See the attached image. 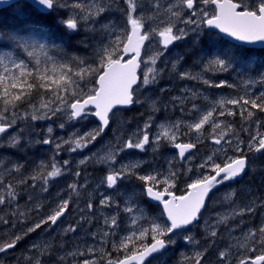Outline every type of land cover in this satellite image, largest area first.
<instances>
[{
  "label": "snow or ice",
  "instance_id": "snow-or-ice-1",
  "mask_svg": "<svg viewBox=\"0 0 264 264\" xmlns=\"http://www.w3.org/2000/svg\"><path fill=\"white\" fill-rule=\"evenodd\" d=\"M32 3L41 13L51 14L59 8L67 9L66 18L57 21L64 35H79L81 31L99 33L102 34V40L106 42L95 44L93 55L90 58L72 56L64 51L62 40L57 43L59 37L50 41L47 36L42 35L43 29L39 25L11 28L0 26V36L6 37L16 49L30 58L29 62L13 52L0 54V102L3 104L0 108V134L7 139L8 147H17L21 134L9 132V129H14L16 125L17 113L13 111L11 116L7 113L10 108L16 109L21 105H26L30 110L23 115L31 120L51 119L59 114L66 116L69 121H86L89 116H95L98 118L99 128L85 132L83 135L73 133L62 142L68 145L67 151L69 152L83 150L90 144H94L97 138L105 133L110 123L116 119L113 108L140 103L138 98H134L132 86L138 80L136 69L140 66L139 58L146 41L150 44L152 40L159 38L157 43H162L166 51L174 41L183 40L194 33L192 42L195 45L202 28L208 27L219 29L222 33L241 42H264V0H240L239 3H234L233 0H167V2L123 0L125 7L116 10L126 18L125 26L108 20L106 14L113 11L111 3L88 5L80 0H71V2L64 0L63 3L61 0H32ZM210 5L214 6L211 12L207 7ZM22 7L18 5L21 10ZM128 26H130V31ZM36 36H39V39L34 38ZM0 47H3V44H0ZM250 51L244 44L219 47L211 57H201L202 71L204 74L207 71L228 72L230 69L251 71L254 62ZM49 52H55L57 55H49ZM128 53L133 54L132 59L124 60V54ZM196 54L193 52V55ZM163 55L164 51L152 52L148 56V61L155 65ZM90 60L93 62H89ZM178 63L179 60L172 64L174 71ZM261 68H264V59L259 61V67L255 69L261 82H264V71H260ZM162 71L163 69L148 68L141 81L142 85L155 83ZM177 74L181 79L200 81L210 87H237L226 80L215 83L205 79L204 74L188 69ZM255 82L251 79L242 81L249 86ZM85 88L88 89L87 92ZM34 92L38 94L35 102H33ZM201 97L206 102L203 106L196 103V100ZM173 100L179 101L181 105L185 102L191 103V109L188 111L193 114L192 119L162 122L158 126L157 133L150 140L149 130L152 126L150 117L142 128H138L127 139L122 141L118 139L115 145H108L101 151L93 153L91 157H85L79 161L80 165L86 164L89 160L109 165L111 170L106 175L104 183L110 188L116 187L120 181L133 178L142 182L139 186L140 192L133 190L124 202L123 211L128 214L132 227L127 235L119 238L118 242L111 240V247L116 251L123 250L124 257L107 259V264H153V261L159 260L169 245L176 243L174 236L188 242H195L192 236L183 235V233L188 232L190 226L199 223L202 215L201 209H206V200L211 199L210 193L225 182L242 178L249 170L248 155L240 146L244 141L239 139L234 124L226 120L218 122L217 117H235L239 114L242 121L248 122L249 125L254 123L257 131L250 134L247 151L264 153V133L259 131L261 121L257 118V112L264 114V91L252 96L245 90L243 95L209 99L198 90L185 89L181 97H173ZM151 103L153 111H157L155 101ZM89 105L93 106L94 111L89 108ZM180 110L184 112L183 107ZM206 125L210 126L211 132L205 138H210L215 145L220 147L204 157L202 163L196 166L200 170L208 169L209 173L201 171L195 179H192L191 183L187 184L188 191L185 195L176 196L173 191H170L176 187V181L179 178L178 173L171 169V161H169L170 167L167 174L154 172L147 175L141 174L144 161L118 162L117 158L126 150L136 149L146 152L150 148L151 151L156 152L162 144L173 145L179 150V159L191 162L194 158L193 150L197 148V143L204 135ZM64 126V124L59 125L60 128ZM47 132L51 134L52 127H48ZM230 133L236 137L233 151L241 155L227 156L225 145L229 148L233 146V140L226 139ZM190 134H195L197 143L176 142L180 136ZM37 143L52 144L53 140L49 137ZM62 144L56 143V149H60ZM221 152H224L223 164L216 162L220 159ZM118 163L119 166L116 167ZM69 166V160H64L62 166L52 162L45 165L41 161L38 170L30 179L39 180L41 190L47 192L49 182L64 175ZM22 167V165H13L9 172L20 173ZM188 171L191 172L192 168ZM75 175L80 176V172L77 171ZM16 183L26 185L28 179L22 177ZM2 186L3 180L0 178V187ZM31 186L35 187V184ZM69 187L76 191L80 186L72 184ZM17 195L16 185L8 183L6 195L0 192V205L6 203L11 205L16 201ZM235 196L236 192L232 191L226 194L224 199L234 203ZM142 198L162 205L160 215H150L148 208L142 206ZM31 199L29 196V200ZM112 202L111 197H105L100 204ZM69 203L70 198L61 199L46 218H41L38 223L27 228L22 234L15 235L11 242L0 244V253L14 249L25 236L41 229L42 226L56 225L69 208ZM261 204L264 205V201ZM36 207L42 208L44 205L40 204ZM88 208L91 210V203L88 204ZM27 211H32V209ZM27 211L20 210L17 205L12 215L27 218ZM254 211L255 201H251L239 210L232 208L223 214H218V218L212 224L206 222L209 237L215 238L219 227L227 226L229 220L245 212L253 213ZM118 220V214L104 220L110 231L102 233L99 237L102 244L99 249L100 260H103L105 256H111L110 252H104L103 246L111 237L116 236V230L120 227ZM67 230L75 231V228L69 226ZM93 235L96 236V234ZM149 237L151 243L146 242ZM256 245L264 248V223H261L258 228L250 229L239 247L255 252ZM49 247L50 245L47 244H33L32 248L36 249L39 254L32 264H43L41 257L46 254ZM232 247L230 245L219 252L222 264H230L228 257L231 255ZM88 251H97V249L89 248ZM206 251L207 249L196 252L194 257H185V259H193L194 264H202ZM60 259L62 261L63 257ZM83 264H98V261L84 260ZM237 264H264V254L255 255L254 258L246 256L238 259Z\"/></svg>",
  "mask_w": 264,
  "mask_h": 264
},
{
  "label": "rangeland",
  "instance_id": "rangeland-1",
  "mask_svg": "<svg viewBox=\"0 0 264 264\" xmlns=\"http://www.w3.org/2000/svg\"><path fill=\"white\" fill-rule=\"evenodd\" d=\"M63 3L64 0H61ZM71 2V0H70ZM80 2L88 4V5H94V4H110V0H80ZM123 2V0H121ZM162 2H167V0H162ZM208 7L209 12H211V9ZM62 11L67 12L68 10L65 8H59ZM150 14V13H149ZM57 20V19H56ZM107 23L108 21H103ZM147 27V25H146ZM159 39V38H157ZM157 39H154L151 41L150 44H148L147 47V53L144 59V64L142 66V79L144 76V73L148 71V68H153L154 70H157L153 67V64L148 61V56L155 51H161V43H157ZM179 40L178 42H180ZM101 42H106V40H102ZM100 43V42H99ZM200 51V48L199 50ZM172 60L174 56H169ZM203 57V56H202ZM201 59V58H200ZM169 60V59H168ZM160 62V59L156 61L157 65ZM194 71V70H193ZM174 70H171V73H173ZM242 74V73H241ZM240 74V75H241ZM151 76V73L149 74ZM239 75V76H240ZM251 80H254V78L250 77ZM182 80V79H181ZM249 80V79H248ZM260 80V78H259ZM180 81V80H176ZM243 81H246L243 79ZM261 81V80H260ZM242 85H246L245 83H241ZM256 82L251 84L250 86L247 85L248 93L250 95L255 93L256 88ZM180 87L184 88V86L179 85ZM239 86V85H237ZM163 89V88H161ZM172 89V88H171ZM228 90H231V92L226 93L228 97L231 95V93H234V90L240 89L239 87L231 88L227 87ZM173 90V89H172ZM203 94V96L209 97L210 94H206V91L198 90ZM262 91L264 89L262 88ZM139 93V95H138ZM138 99L140 103H136V105H140L141 103L145 107V110H143L147 114H151L152 109V103L155 101L156 108H159L163 112H157L159 116H153L150 115L152 126L149 130V136L150 140L154 137V135L158 131V126L165 121H176L178 120V113L177 109L174 108V101H169L163 99L164 93L160 94L159 91L157 92L153 91V87L151 84L144 86L141 85V87L138 90ZM223 95L216 94V98H219ZM198 104L204 105L206 102L201 98L197 99ZM173 106V110L171 113L167 112V106ZM166 107V110H165ZM120 113L116 114V119L113 120L115 123L112 127V135L108 139H102L101 137L97 138V141L94 144H90L88 148H85L83 150H78L76 152H69L67 151L68 145L62 144L63 140H66L71 136L73 133H77L79 135H83L85 132H90L94 128H92V117L89 116L86 121H69L67 120L66 116H61L58 114L57 120L58 125H54V122L51 119H42V120H32V126H26V127H20L17 129V131H13L12 133H20L21 139L20 140H28L27 143L28 147L30 146L32 151H34V157H38L39 154L42 156V160L44 161L46 158L50 159L52 163H56L58 166H62V162L64 160L70 161L69 168L64 172V175L61 177L56 178L54 181H50L48 185V191L44 192L41 190V182L39 180L32 181L31 185L35 184V187H32L30 185V188L25 187V190H21L19 188V184L16 182L23 178L30 179V177L33 175L34 170L40 165V163H37V159L30 162L32 168H28L26 164L20 163L18 160L11 164L12 166L6 170L0 171V178L3 180V186L0 187V192L4 193L6 195V186L8 183H12L16 185V191L18 193L16 197V201H14L11 205L4 204L0 205V244L11 242V239L14 238L15 235H20L24 231L27 230L29 227H33L35 223H38L41 218V213H43L46 208L51 207L53 205H57V203L61 199H71V203L74 206L76 213L78 214L75 217L76 223L71 222L72 218L71 216L67 219H64V223L60 226L59 230L56 231L57 227H51V226H42L41 229H37L33 233H29L27 236L24 237L23 240H21V248L18 249L15 252H10L5 254L0 258V264H32V261H34L35 257L39 254L36 249L32 248L33 244L36 245H43L47 244L50 245L49 249L47 250L46 254L41 257L43 264H83V261L89 260H97L98 264H107V261H101L98 257H90L87 256L85 259L75 258L73 256V251L68 249V245H71L73 243V239L81 236V232H84L85 230L79 227L87 220L85 215L82 213H79V210H83L86 208L85 204H80L81 200H85V203H91L92 204V210L96 212V216L102 218V220H105V218L112 217L114 215L118 214L119 217V229L116 230L117 238L114 239L117 242L119 241V238L127 235L128 230L132 227L131 222L128 218V214L123 211L124 208V202L127 199V197L135 190V188L130 187L128 191L125 193L120 192L121 184H126L129 181H132L133 183H136V179L133 178L131 180H123L118 182L117 186L114 188H110L107 186L106 183H104L105 177L108 174V172L111 170L109 165L107 164H101L99 162H96L94 160H89L86 164L80 165L79 161L84 159L85 157H91L93 153H97L101 151L102 149L106 148L108 145H115L117 143V140H124L127 139L129 136H131L134 132L138 130V128H142L143 126H135L132 125V122L128 120V116L124 115V111H118ZM147 118V121L149 118ZM240 120V116L237 117ZM184 120H190V119H184ZM221 119L217 117V121L219 122ZM237 122V121H235ZM234 122V123H235ZM64 124V128H60L59 125ZM236 125V124H235ZM48 127H52L53 132L49 134L47 132ZM184 131H187V129H184ZM236 131V129H235ZM257 131V127L255 125L251 126V128L248 131H244L245 137H247V142L243 143V146H241L244 149L245 146V152L247 151V143L250 139V134H254ZM259 131L264 133V129L259 128ZM211 132V130H209ZM51 138L53 140L52 144H42L37 143V141H42L47 138ZM205 135L201 137V140L199 143H197L195 139V134H190L189 136H180L179 139L176 141L177 143L182 142L181 139H186L190 141H194L197 143L200 147L201 151L205 150L204 142H206V139L204 138ZM227 139V138H226ZM209 140H211L209 138ZM56 143H61L62 147L60 149H56ZM209 152H213L219 147H215L214 144H210ZM4 147L6 151L14 150L15 147H8L7 146V139L5 137L0 138V148ZM235 145L232 146V151L234 149ZM173 145L171 144H162V146L156 151L153 152L149 148L146 152L136 149H131L135 155H131L127 157L126 150L124 153H121L120 157L118 158L119 163H127L129 160H141L144 161V164L141 168V174L147 175L149 173L154 172H160L162 174H167L169 171V161H171V169L173 171H176L178 173V179L176 181V187L173 189H170V191H173L175 194L179 195L183 193L187 189V184L191 183L192 179H195L197 175L200 174L202 170L198 169L196 166L200 163H202V160L204 157L201 156L200 151L198 154L196 153L194 155V158L191 162L185 161L181 162L177 154L174 150V153L172 151ZM225 148H228L227 145H225ZM7 153V152H5ZM209 153V154H210ZM222 153V152H221ZM220 153V156H221ZM250 154V152H248ZM102 154V153H101ZM234 154V155H233ZM233 154H228L229 157H234L235 153L233 151ZM8 155V154H6ZM144 155H146L144 157ZM40 156V157H41ZM35 157V158H36ZM159 160L157 161V159ZM119 163L116 165V167L119 166ZM255 162H252L251 164L254 165ZM13 165H22L23 167L20 169V173L16 172H9L10 169H12ZM103 169L105 171V175H100L99 171L100 169ZM192 168V171L189 172L188 169ZM264 169L263 166L257 165L255 168L256 172L257 170ZM79 171L81 177L83 178L81 187L78 188L76 191H73L69 185L76 184L75 179L78 178V176L75 175V173ZM264 172V170H263ZM7 177V179H6ZM262 178V174L257 175L256 182H260ZM253 180V178H250ZM81 182V181H80ZM258 182V184H259ZM142 182L140 181V184ZM230 182H225L223 185H219L215 189V193L210 201L209 208L206 210L205 214L203 215L202 223H199L198 225L194 226L192 229H190L188 232L183 233V235H190L194 238L195 242H189L191 249L194 248V250H191L192 252H179V256L176 259L168 261L166 258H160L158 261H154L153 264H194L193 259L186 260L185 257L192 258L194 257L196 252H202L205 249L207 251L204 253V260L202 261V264H222L221 260L219 259V252L228 248L230 245L233 246L231 250V255L228 257V260L230 261V264H237L238 259H242L246 256L254 257L257 253L260 252L261 249H263L260 245H256V251L251 252L247 251L244 248H240L239 244L244 242V236L245 234L250 230L254 228H258V226L261 223H264V212L259 211L257 218L250 220L249 222H245L240 217V229L239 227H236L234 229L227 230V228L223 229V232L220 234V230L222 226L218 229V235L215 238H210L208 235V231L206 230V222L208 224H212L217 218L218 214H223L227 211H229L232 208H235L236 210H239L240 208L245 207L248 205L251 201H255V209L259 206L260 200L264 196V189L262 192V187L260 184L259 188V197L252 196L250 194H247V200H241L237 198V200H234V203H230L229 201H226L224 199L225 195L228 194V190L225 189V185H227ZM59 184H62L60 186ZM90 184V185H89ZM89 186V187H88ZM89 191V194L85 195L84 190ZM99 190H98V189ZM103 188L109 189V192H107V195L105 197H111L112 203L110 204H100V201L103 200L105 197H101V194H103ZM243 190V189H242ZM244 191V190H243ZM247 193L246 191H244ZM68 195V197L66 196ZM29 196H31V200H29ZM118 197L120 198V201L118 200ZM239 201V202H236ZM236 203V204H235ZM43 204L44 207H36L37 205ZM17 205L19 206V209L22 211H27L28 209H32V211H27V218L24 217H18L12 215L13 211L16 209ZM143 206V204H142ZM88 207V206H87ZM91 214V213H90ZM152 216H159L155 215L154 211L149 212ZM244 214H248V212H245ZM105 217V218H104ZM4 221H8V223H4ZM66 221V222H65ZM120 221H123L122 223H125L124 225L121 224ZM164 222V221H161ZM74 224V225H73ZM249 224V225H247ZM13 225H15L13 227ZM69 226H72L75 228L76 231H73L72 235H69L72 231H68L67 229ZM79 226V227H78ZM124 226V229L122 227ZM95 229H92L89 231V236L91 241L89 242V245H87V239L86 237L83 238L82 243L85 247L89 246L92 247L96 245L97 243V249H101V246L99 243V237L102 233L106 231H110L109 229L101 228L102 226H91ZM200 232V233H199ZM61 233L62 237L64 239H60L57 234ZM80 233V234H79ZM93 234H96L94 236ZM69 235L70 238H67ZM99 236V237H98ZM208 236L209 240L207 242L200 241V237ZM173 239L176 240L175 244H172L174 246H179L181 243H187L188 241L180 238V237H173ZM81 240V239H80ZM151 241V238L149 237L146 241L149 243ZM198 242V243H196ZM79 243V241H78ZM179 244V245H178ZM111 246V240L109 239L106 241V244L103 246V249H105L108 252V248ZM88 248V247H87ZM129 248H131V245H129ZM22 250H24L26 253H24ZM123 250L118 251V258L122 259L124 255H122ZM61 254L65 255V258L61 261ZM83 254H86L85 252ZM254 254V255H252ZM69 257H73V260L67 261L66 259ZM91 259H90V258ZM9 258L11 261H8L5 263V261ZM89 258V259H88ZM19 260V261H18ZM104 260V259H103Z\"/></svg>",
  "mask_w": 264,
  "mask_h": 264
},
{
  "label": "trees",
  "instance_id": "trees-1",
  "mask_svg": "<svg viewBox=\"0 0 264 264\" xmlns=\"http://www.w3.org/2000/svg\"><path fill=\"white\" fill-rule=\"evenodd\" d=\"M25 8H27V7H23L22 10L19 9L20 12H18V13L12 12L11 9H5V10L0 11V26H5L8 28H11V27H21V26H25V25H27L29 27H31L33 25H39L43 29V31L41 33L42 35L47 36L50 41L57 39L59 37L60 39L57 40V43H60L62 40L64 51L66 53H68L69 55H72V56H80V57L90 58L93 55V49H94L95 44L101 42L102 34H99V33H86L84 31H81L79 35H72V36L64 35L61 28L58 27L57 21L59 19L66 18V16H65L66 12L65 11L60 12L59 10H56V11L52 12L51 14H40L34 10H31V11L25 10ZM57 11H58L59 15L56 14ZM56 16H57V18H55ZM58 17H59V19H58ZM118 23L120 24V21ZM34 38L39 39V36H36ZM81 41H84V43H81ZM0 44H3V47H0V54L6 53V52H13L18 57L24 58L30 62V58H28L22 51L16 49L15 45L12 44L11 41H8L6 39V37L0 36ZM201 47L206 49L205 45H201ZM259 54L261 57L255 56L256 57L255 59L258 58L259 61H261L262 59H264V50L259 51ZM38 55H39V53H38ZM49 55H57V54L55 52H49ZM201 56H202V54H200V53L197 54V59H199ZM40 58L43 59V56L40 55ZM255 59H254V56H252L253 62H255ZM89 62H93V61L90 60ZM253 67L254 66L252 65V68ZM192 69H195V68H192ZM261 71H264V68H262ZM169 72L171 73V70H169ZM172 75L173 74H169V76H172ZM176 84L177 85H183L184 81H182V82L176 81ZM256 84L257 85L255 88V94L252 96L258 95L259 92L262 91V88L264 89V82L257 81ZM85 91L87 92L88 89L85 88ZM239 94L243 95L244 93H239ZM37 96H38V94L36 92H34L33 93V97H34L33 102H35V98H37ZM2 107H3V104H2V102H0V108H2ZM13 111H15L17 113V121H16V125L14 127H23V126H30V125L32 126L33 121L31 119H28L27 117H25L23 115L26 111H30L26 105H21L16 109L10 108L7 115L11 116V113ZM140 113H142L141 117L136 119V120H132L129 117V120L132 122V125L142 126L144 124V122L146 121L145 120V118H146L145 112L142 111ZM262 115H264V114H260L259 112H257V118H260ZM238 116H239V114H238ZM235 117L237 118V116H235ZM235 117H232V118L235 119ZM236 121L237 122H235V120H231L230 122H232L234 124L235 129H238V127H239V130H241L240 134H242L244 132V129L246 126L251 127L254 124V123H252L251 125H249L248 122L242 121L241 118H240V120L237 118ZM28 151H29V147L22 140H20L19 145L17 147H15L14 150L6 151L4 147L0 148V171H3V170L10 168L12 166L11 164L16 162V160H18L22 164H26L27 166H29L28 168H32L30 162L33 161L34 159L36 160V158H35L36 156L34 157V153H30ZM5 152H7V153H5ZM6 154H8V155H6ZM261 158H264V157H261ZM49 163H50V159L46 158L44 160V164L49 165ZM254 165H255V168L257 165L264 167V160L261 161V159H260L258 162H255ZM255 168H252L251 174L255 171ZM36 170H38V167L34 170V172ZM251 174H250V176H251ZM250 176L247 178V179H249L248 186H247V193H249L250 190H255V194H252V196L258 197L259 196L258 190L260 188V185L258 184L259 181L256 182L254 185H252L250 182ZM6 179H7V177H6ZM263 189H264V187H262V191H263ZM260 200L264 201V196Z\"/></svg>",
  "mask_w": 264,
  "mask_h": 264
},
{
  "label": "flooded vegetation",
  "instance_id": "flooded-vegetation-1",
  "mask_svg": "<svg viewBox=\"0 0 264 264\" xmlns=\"http://www.w3.org/2000/svg\"><path fill=\"white\" fill-rule=\"evenodd\" d=\"M233 1L235 3H239L240 2V0H233ZM117 3L118 2H116L115 4H113V8L114 7H117V9H118V8H124L125 7L124 4H123V2H122L121 5L120 4H117ZM213 8H214V6H211V11H212ZM116 12H118V11L116 10ZM119 15L121 16V18L123 17V15L121 14L120 11H119ZM181 26H183V25H181ZM189 27H191V26H189ZM194 35L195 34L192 33L188 37H185L182 40L183 41V44H181V46H180V48H181L180 51L177 50V47H176V45L174 46V44L171 46L170 49H168L166 51L163 48H161V51H164V55L160 58L161 60H160L159 63H160V68L163 69V73H162V76L157 77V80H156L155 83H153V86L152 87H153V90L159 89V91H161V94L164 93L163 99L169 101V103L171 101H174L173 100V97H178V94H179V88L177 87L176 82L173 83V77L169 76V73L170 72L168 71V68L167 67H171L172 64H173V62H171V61L168 60L170 58L169 56H174V61L175 62H177V60H179V63L177 64V72L176 73L179 72V70L181 69V67H183L185 65H188V66H192L193 68H195L194 72L204 74L203 71H202V69H203V63H199L198 61H194V60H187L189 57H192V54H191L192 52L191 51H192L193 46H192V43L190 41V37H191V40H192V37ZM178 43H180V42H178ZM188 48H189V50L187 51ZM184 56L187 59H185ZM211 74H212V71H207L206 74H204V76L205 77H209V76H211ZM217 77H221V76L220 75H217ZM161 88H163V89H161ZM177 102L178 101H175V107H176V109H181V107H183V108H187L188 107L187 106L188 105L187 103L181 105V104H178ZM169 106H170V104H169ZM22 141H24V143H26V145H27V143L29 142V139L28 140H22ZM31 149L32 148L29 146V151L28 152L35 153ZM198 151H199V149H198V145H197V148L195 149L194 153L195 152H198ZM203 171L205 173H209V170L208 169H203ZM82 181H83V178L81 177V175L78 176V178L75 179L76 185H79L80 187H81ZM132 184H133V182H130L129 184L127 183L126 185L129 186V185H132ZM30 185H31V179H28V183L26 185H20L19 188L21 190H25V187L31 189L30 188ZM59 185L62 186V184H59ZM80 187H78V188H80ZM87 189L88 188H86V190H84L85 195L89 194V191ZM101 190L104 191L103 194H101V197L103 198V197H105L107 195L108 189L107 188H103ZM120 192H122V190ZM239 194L236 196L237 198H239ZM66 196L68 197L67 194H66ZM118 200L120 201V198L119 197H118ZM80 204H85L86 205V208H84L83 210H79V213H82L83 212V214L85 215V217L87 218V220L80 227L78 226L80 229L83 228L85 231L84 232H81V236L79 237V239H77V238H74L73 239V241L76 243L77 246H80L81 245V247H79V250L77 251V253H75L73 251V256L75 258H80V259L81 258L82 259H85V257H87V256H90V257L96 256V257L100 258L101 252L97 249V243H96V245H94L92 247H89L88 246V248H87V247L83 246L82 240H83L84 237H86V239H87V245H89V242L91 241L90 236H89V231H91L92 229H95L94 227H91V226H102L101 228H105V229H109V228H108L107 225H105L104 220H102L101 216L100 217H97L95 211H93L92 209L89 210V208L87 207L88 206V203H85V200L82 199ZM55 207L56 206L53 205L51 207L46 208V210L43 213H41L40 216L46 218V216ZM262 209H264V205H259L255 209V211L253 213H250V215L251 216H258L259 211L262 210ZM77 215L78 214L76 213L75 205L74 206L72 205L71 199H70L69 208L66 210L64 216L61 217L57 221V224L56 225H49V226H51L53 228L54 227H57L56 228V231H58L59 228H60V226L64 223V219H66V221H67V219L70 216L72 218L71 222L76 223L77 221L75 220V217ZM236 217H238V216H236ZM120 222L123 225L125 224V223H122L123 221H120ZM232 222L233 223H237L238 225L240 224V222L237 221V220H233ZM122 229H124V226L122 227ZM57 236L60 239H64V237H62L61 233L57 234ZM67 238H70V237L68 236ZM116 238H117V234H116L115 237H111L110 240H114ZM78 241H79V243H78ZM98 244L101 246L100 240H99V243ZM20 248H21V242H19L14 249H10L8 251L15 252V251H17ZM73 248H75V245L74 244L68 245V249L69 250H72ZM89 248L97 249V251H92V253H91V252L88 251ZM173 248L174 247L172 245H170L169 248H168L169 250L165 254H169V256H170L172 254V249ZM103 250H104L105 253H107V251L105 249H103ZM8 251H6L4 253H1L0 254V258L2 256H4L5 253L7 254ZM22 251L24 253H26L24 250H22ZM84 252L86 254L83 255ZM108 252L111 253V256L110 257L105 256L104 260H101V261H107V259H116V258H118V255H117L118 254V251L114 250L111 246L108 248ZM260 254H264V248L261 249L260 252L257 253L256 255H260ZM122 255H124V253H122ZM60 256L63 257V258H65V255H63V254H61ZM69 259H72V257H69Z\"/></svg>",
  "mask_w": 264,
  "mask_h": 264
},
{
  "label": "bare ground",
  "instance_id": "bare-ground-1",
  "mask_svg": "<svg viewBox=\"0 0 264 264\" xmlns=\"http://www.w3.org/2000/svg\"><path fill=\"white\" fill-rule=\"evenodd\" d=\"M15 15V14H14ZM13 15V16H14ZM66 46V45H65ZM85 53V52H84ZM68 54V53H67ZM213 54L209 51V54H208V56L207 57H211ZM199 57V56H198ZM202 57V56H201ZM200 57V58H201ZM196 58H197V55H196ZM199 58V59H200ZM193 67L192 66H188V65H185V66H183V67H181V69L179 70L180 72H182V71H184V70H186V69H188V70H195V69H192ZM180 78V77H179ZM182 81H184V84H185V79H182V80H180V81H178V82H182ZM214 82H216V81H214ZM184 84L182 85V86H184ZM167 85V84H166ZM145 115H146V118H147V113H145ZM146 118H145V120H146ZM128 120H129V117H128ZM39 156V159H38V157H36V159H37V163H40V161L42 160L41 158H42V156L39 154L38 155ZM41 156V157H40ZM24 157V156H23ZM44 162V161H43ZM263 170L264 169H261V170H257L256 172H253L252 174H251V176H250V178H253V180L252 179H250V182H251V184L252 185H254L255 183H256V181L257 180H255V178L257 179V175L260 173V174H262V178H261V180H260V182H259V184L261 185V186H264V172H263ZM98 189V188H97ZM99 190V189H98ZM247 193H245L244 191H241L240 192V194H239V201H241V200H247ZM237 200V197H235L234 198V200ZM239 201H236V202H239ZM76 231V230H75ZM73 234V231L69 234V235H72ZM68 235V236H69ZM72 244H74L75 245V250H74V252L75 253H77V251L79 250V247H81V245L80 246H77L76 245V243L73 241V243ZM85 246V245H84ZM88 247V246H87ZM92 253V252H91ZM90 253V254H91ZM84 255V254H83ZM93 256V255H92ZM94 257H96V256H93V259H94ZM90 258V257H89ZM88 258V259H89ZM91 259V258H90ZM67 261H71V260H73V257H72V259H69V258H67L66 259ZM86 260V259H85ZM80 264V263H79Z\"/></svg>",
  "mask_w": 264,
  "mask_h": 264
},
{
  "label": "water",
  "instance_id": "water-1",
  "mask_svg": "<svg viewBox=\"0 0 264 264\" xmlns=\"http://www.w3.org/2000/svg\"><path fill=\"white\" fill-rule=\"evenodd\" d=\"M18 0H0V9H2L3 7H6V6H9V5H11V4H13V3H15V2H17ZM24 1H26V2H28V3H30V4H32L33 5V3H32V0H24ZM34 6V5H33ZM45 13H48V12H45ZM209 29H214V30H216V31H219L220 33H222L219 29H216V28H209ZM223 34V36H225L227 39H229V40H231V41H233V42H235V43H238V44H245V45H247V46H249V47H259V48H264V42H261V41H256V42H251V43H247V42H241V41H238V40H236L235 38H233V37H230V36H228L227 34H224V33H222ZM142 50H143V48H142ZM142 50H141V54H142ZM128 56H131V58H129V59H132V56H133V54L132 53H128V54H124V59L126 58V57H128ZM141 58V57H140ZM139 58V59H140ZM137 72H138V68L136 69V74H137ZM137 77H138V75H137ZM137 83H138V80H137ZM136 83V84H137ZM136 84H134L133 86H132V88L136 85ZM89 107H91V108H93V106H91V105H89ZM116 107H124V108H127V107H130V106H116ZM115 107V108H116ZM114 109V108H113ZM97 121H98V118H97ZM99 122V121H98ZM108 129V128H107ZM107 129L105 130V132L107 131ZM11 129H9V131H10ZM0 135H2V134H0ZM151 201V200H150ZM151 202H153V203H158V202H154V201H151ZM202 210V209H201Z\"/></svg>",
  "mask_w": 264,
  "mask_h": 264
}]
</instances>
